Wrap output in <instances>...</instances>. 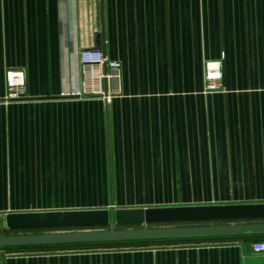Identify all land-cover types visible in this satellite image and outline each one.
I'll return each mask as SVG.
<instances>
[{"label": "crops", "instance_id": "0c3cea01", "mask_svg": "<svg viewBox=\"0 0 264 264\" xmlns=\"http://www.w3.org/2000/svg\"><path fill=\"white\" fill-rule=\"evenodd\" d=\"M84 49L121 64L110 104L72 96ZM208 61L222 62V92L205 93ZM9 70L24 72L21 100H5ZM252 203H264V0H0V236L72 232H12L15 212ZM258 240L5 251L0 264H264Z\"/></svg>", "mask_w": 264, "mask_h": 264}, {"label": "water", "instance_id": "95a60500", "mask_svg": "<svg viewBox=\"0 0 264 264\" xmlns=\"http://www.w3.org/2000/svg\"><path fill=\"white\" fill-rule=\"evenodd\" d=\"M242 221L263 222L230 224ZM4 222L11 231L81 230L2 235L0 251L16 246L259 235L264 234V203L15 212L7 214ZM185 223L204 225L144 227ZM126 226L143 227L121 228Z\"/></svg>", "mask_w": 264, "mask_h": 264}, {"label": "built area", "instance_id": "2783aa9c", "mask_svg": "<svg viewBox=\"0 0 264 264\" xmlns=\"http://www.w3.org/2000/svg\"><path fill=\"white\" fill-rule=\"evenodd\" d=\"M81 87L72 96L80 99H98L110 104L122 96V68L118 61L109 59L99 49H84L80 52ZM6 101L25 97V77L21 70L6 73ZM223 73L221 61L205 63V93L222 92ZM254 253L264 254V240L251 245ZM5 251H0V255Z\"/></svg>", "mask_w": 264, "mask_h": 264}, {"label": "trees", "instance_id": "16d2710c", "mask_svg": "<svg viewBox=\"0 0 264 264\" xmlns=\"http://www.w3.org/2000/svg\"><path fill=\"white\" fill-rule=\"evenodd\" d=\"M65 230V229H64ZM58 231V230H56ZM21 232V231H18ZM17 232V233H18ZM31 232V231H29ZM254 237H264V234L254 235ZM213 238V237H209ZM198 238H188V239H168V240H138V241H122V242H99V243H81V244H59V245H37V246H16V247H5L3 250L6 252L23 250V251H57V250H70V249H78V248H107L116 245L122 244H169L172 242H184V241H192L197 240ZM1 250V249H0Z\"/></svg>", "mask_w": 264, "mask_h": 264}, {"label": "rangeland", "instance_id": "374dc122", "mask_svg": "<svg viewBox=\"0 0 264 264\" xmlns=\"http://www.w3.org/2000/svg\"><path fill=\"white\" fill-rule=\"evenodd\" d=\"M155 226H158V227H160V226H163V225H155ZM128 226H126V227H121V228H127ZM139 227H143V226H129V228H139ZM144 227H146V226H144ZM150 228L151 227H154V225H151V226H149ZM68 230H70V231H74V230H81V229H65V230H63V231H68ZM95 230H97V229H95ZM101 230H109V228H103V229H101ZM46 231H48V232H52V231H56V230H46ZM12 232H18V231H12ZM31 232H44V231H42V230H37V231H31Z\"/></svg>", "mask_w": 264, "mask_h": 264}]
</instances>
